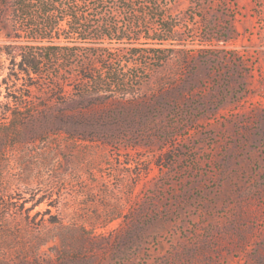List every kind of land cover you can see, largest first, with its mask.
I'll use <instances>...</instances> for the list:
<instances>
[{"label": "rangeland", "instance_id": "obj_1", "mask_svg": "<svg viewBox=\"0 0 264 264\" xmlns=\"http://www.w3.org/2000/svg\"><path fill=\"white\" fill-rule=\"evenodd\" d=\"M0 264H264V0H0Z\"/></svg>", "mask_w": 264, "mask_h": 264}, {"label": "trees", "instance_id": "obj_2", "mask_svg": "<svg viewBox=\"0 0 264 264\" xmlns=\"http://www.w3.org/2000/svg\"><path fill=\"white\" fill-rule=\"evenodd\" d=\"M23 2H32L34 0H20ZM44 5L53 6L55 3L47 1L43 3ZM43 16L46 17L47 25H36V29H32L36 34L33 39L40 40L36 45H29L24 47V49L17 50L14 59L20 58V61L17 63L18 67L21 71L27 72L29 75L35 74L39 76L42 74L41 67L43 63L52 64L55 59L58 57L69 55L75 56L77 53L73 50L68 52H62V48L55 44L53 40V36L62 30L61 23L63 21L69 22V27L75 26V31H72L73 34H81L82 29L80 28L81 24L79 22L74 23L73 21H78L81 19V13H68L63 12L62 18L60 20L55 16V11L51 8L47 10H41ZM79 30V31H76ZM32 31V32H33ZM41 32V33H39ZM163 32V31H162ZM168 30H164V33H167ZM168 36V35H167ZM45 42V43H43Z\"/></svg>", "mask_w": 264, "mask_h": 264}]
</instances>
